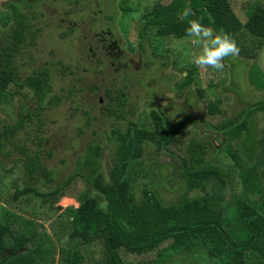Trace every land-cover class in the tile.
Segmentation results:
<instances>
[{
	"label": "trees",
	"instance_id": "16d2710c",
	"mask_svg": "<svg viewBox=\"0 0 264 264\" xmlns=\"http://www.w3.org/2000/svg\"><path fill=\"white\" fill-rule=\"evenodd\" d=\"M36 3L38 0H16L5 4L11 24L0 34V105L20 99L26 90L32 93L34 107L30 110L21 103L13 122L0 123V163L12 157L22 162L27 177L40 175L49 183L53 177L42 162L45 138L41 127L42 114L56 100L50 96V71L41 67L29 75L19 73V60L35 45L39 32L34 24L37 17L31 11ZM188 7L194 13L189 19H199L233 38L245 29L264 42V0H255L249 6L245 22L239 20L229 0L157 3L142 16L139 38L145 40L144 30L148 28H155L159 37L185 38L187 21L180 14ZM143 44L139 42L141 49ZM190 77L191 72L186 79ZM250 81H254L251 76ZM114 99L118 104L108 110L109 114L121 119L119 110L125 101L119 94ZM218 112V102H208L204 118L170 122L162 109H152L147 125L129 121L124 131H111L115 150L107 161L102 160L101 146L90 144L82 161L77 162L78 170L51 190L17 187L14 201L31 194L46 203L63 197L70 181L82 177L87 192L77 198L78 206L67 216L69 238L79 239L80 244L57 251L46 232H37L31 220L16 218V222L0 223V264H54L58 253L59 264H126L119 255L121 250L137 256L155 251L150 264H264V142L258 138L255 119L257 114H264V98L248 104L233 116L234 120L221 125L206 122V115ZM192 119L210 127L214 139L219 135L226 144L238 143L234 149L227 147L231 168L213 161L217 151L209 143L190 138L183 146V156L177 157L183 185L179 199L164 203L149 188L136 198L135 188L126 177L129 164L141 158L147 147L153 148L148 155L155 156L174 144ZM259 147L262 159L256 155ZM234 168L242 190L231 207H226L228 179ZM228 208L229 217L224 214ZM98 242L102 251L94 259L87 247ZM163 243L167 245L160 248Z\"/></svg>",
	"mask_w": 264,
	"mask_h": 264
},
{
	"label": "rangeland",
	"instance_id": "374dc122",
	"mask_svg": "<svg viewBox=\"0 0 264 264\" xmlns=\"http://www.w3.org/2000/svg\"><path fill=\"white\" fill-rule=\"evenodd\" d=\"M10 1L16 0H0V34L11 24L10 12L5 7ZM171 1L38 0L33 6L31 11L37 17L34 24L39 32L35 45L19 60V73L29 75L41 67L50 71V96L56 100L42 114L41 128L45 138L42 162L51 171L53 180L48 183L40 175L29 178L21 161L12 157L1 159L0 223L16 222V218L31 220L37 232H46L57 251L72 249L80 240L69 238L67 216L78 206L77 198L87 192L86 181L82 177L74 178L63 197L46 203L31 194L14 201L12 196L17 187L31 186L40 192L51 190L78 170L77 162L82 161L90 144H99L102 160L107 161L115 150L111 131H124L129 121L147 125V114L152 109L160 108L170 122H178L204 118L206 104L218 102L219 112L206 115L205 120L221 125L231 118L234 120L233 116L248 104L264 98V42L245 29L234 38L240 48L239 55L226 58L224 69L219 72H205L192 63L191 57L198 49L186 37H159L155 28H148L144 30L145 40L139 38L142 16L155 4ZM254 1L229 0L241 22H245ZM140 41L144 42V49L139 47ZM189 72L191 77L187 80ZM250 76L254 81H250ZM22 94L20 99L0 105V123L13 122L21 103L33 109L32 93L24 90ZM117 94L125 101L119 110L123 114L121 119L108 111L117 107L118 101L113 100ZM255 119L258 138L264 142V114H257ZM188 123L174 144L155 156L148 155L153 153V148L147 147L141 158L129 164L126 177L135 188L136 198L149 188L164 203L179 199L183 185L180 186L177 157L183 156V146L190 138L209 143L217 151L213 161L231 168L227 147L234 149L238 143L226 144L219 135L214 139L210 127L193 119ZM212 151L210 148V155ZM259 154L262 159L260 147L257 158ZM235 170H231L228 179L226 207H231L242 190ZM224 214L231 216L230 209ZM166 245L163 243L160 248ZM101 251L99 242L87 247V253L94 259L100 257ZM119 255L126 264H150L155 251L137 256L121 250ZM58 256L59 253L54 264H59Z\"/></svg>",
	"mask_w": 264,
	"mask_h": 264
},
{
	"label": "clouds",
	"instance_id": "9594fccd",
	"mask_svg": "<svg viewBox=\"0 0 264 264\" xmlns=\"http://www.w3.org/2000/svg\"><path fill=\"white\" fill-rule=\"evenodd\" d=\"M181 17L187 21L186 38L196 46L198 52L191 57L192 63L200 70L215 72L224 69V61L228 57H237L240 48L235 39L223 30L216 31L206 26L199 19H189L193 16L191 8H185Z\"/></svg>",
	"mask_w": 264,
	"mask_h": 264
}]
</instances>
